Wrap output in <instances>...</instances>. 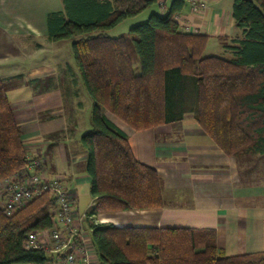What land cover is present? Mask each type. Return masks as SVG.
<instances>
[{"label":"trees","instance_id":"obj_1","mask_svg":"<svg viewBox=\"0 0 264 264\" xmlns=\"http://www.w3.org/2000/svg\"><path fill=\"white\" fill-rule=\"evenodd\" d=\"M61 1L63 10L48 14V37L71 40L93 100L92 130L80 142L94 199L86 219L100 264H264V250L226 256L213 229L93 221L102 211L163 205L158 171L135 157L126 132L106 112L137 130L181 121L191 112L225 154H264V0H233L239 32L223 44L227 57L205 54L209 35L181 27L176 17L187 0H172L165 15L152 12L115 36L108 30L157 0ZM30 160L0 77V180L25 170ZM53 203L42 193L12 215L0 207V264L47 259L46 251L26 249L23 242L28 232L53 225Z\"/></svg>","mask_w":264,"mask_h":264},{"label":"crops","instance_id":"obj_2","mask_svg":"<svg viewBox=\"0 0 264 264\" xmlns=\"http://www.w3.org/2000/svg\"><path fill=\"white\" fill-rule=\"evenodd\" d=\"M204 1L205 10L195 12L187 0L176 18L182 28L224 44L239 32L233 0ZM167 3L161 5L164 11ZM61 10V0H0V77L29 155L39 156L48 174L65 179L83 214L94 204L91 197L90 206L80 211L79 195L90 193L80 136L90 125L88 118L82 124L80 98L65 102L63 94L64 83L82 86L79 70L72 59L58 61L60 41L48 37V14ZM11 57L19 58L16 65L8 62ZM106 114L126 132L135 157L158 171L163 205L102 211L95 215L99 224L208 228L215 230L226 256L264 250V180L255 179L264 177V154H225L191 112L181 121L141 130ZM83 223L90 225L86 218Z\"/></svg>","mask_w":264,"mask_h":264},{"label":"built area","instance_id":"obj_3","mask_svg":"<svg viewBox=\"0 0 264 264\" xmlns=\"http://www.w3.org/2000/svg\"><path fill=\"white\" fill-rule=\"evenodd\" d=\"M191 4L195 12L206 7L204 0H191ZM42 193L54 198L49 209L53 225L28 232L24 247L46 251L48 257L42 264H100L83 223L86 213L77 211L65 179L48 174L39 156L31 157L25 170L0 180V207L12 215ZM93 221L98 223L95 217Z\"/></svg>","mask_w":264,"mask_h":264},{"label":"rangeland","instance_id":"obj_4","mask_svg":"<svg viewBox=\"0 0 264 264\" xmlns=\"http://www.w3.org/2000/svg\"><path fill=\"white\" fill-rule=\"evenodd\" d=\"M167 6L169 8L172 0H167ZM152 12H157L161 15H165L166 14V10L164 11L163 7L157 2L153 3L152 5L148 6L146 9H144L143 11H141L139 14L133 16V17H129L125 20H123L121 23H119L118 25H116L114 28H111L108 30V33L110 35H119L121 33H125L129 30V28L131 26H134L136 24H140L143 23L145 21H147L148 17L150 16V14H152ZM217 40H212L210 39L208 42V46L206 47L204 53L205 54H213V55H220V56H230V52L223 46V44H221V42H215ZM56 47V58L58 59V61L60 63H62L64 60H70L72 59V61H74L75 66H77L76 61H75V57L73 55L72 52V46H71V40L70 39H65V40H61L59 44H57ZM38 53V51H37ZM39 54V53H38ZM42 55V54H39ZM55 58V57H54ZM18 57H11L9 58L8 62L10 64H14L16 65V62L18 61ZM7 61V60H6ZM4 61V62H6ZM7 63V62H6ZM71 66V64H70ZM69 66V67H70ZM133 66L136 72H139L140 67H139V61H138V57L134 56L133 57ZM18 72V71H17ZM81 85L82 86H78L76 85L75 87H73L74 85L72 83H64L62 88H63V94L65 97V102H71L74 100H77V98H80V100L82 101V113H81V120H82V124L83 126L86 125L85 120L88 118L89 121V129H87L88 132H90V130H92V124H91V112H92V105H93V100L91 99L90 95L87 94L86 88L82 82L81 79ZM72 89H76L77 91H79L78 96L75 95L72 91ZM89 103H90V108H89ZM88 108V110H87ZM82 126V127H83ZM81 127V128H82ZM84 131V132H87ZM264 180V177H255L257 182H260V179ZM80 200H79V206H80V211L85 210L86 207L90 206V201H91V194L90 193H81L80 195ZM88 236L90 237V239L92 240V227L90 225H85ZM92 248L95 249L96 251V247L95 245L92 243ZM95 260H98V258H96ZM99 261V260H98Z\"/></svg>","mask_w":264,"mask_h":264}]
</instances>
